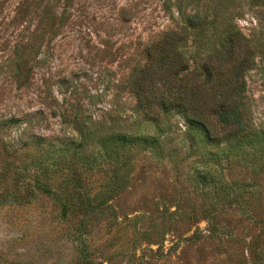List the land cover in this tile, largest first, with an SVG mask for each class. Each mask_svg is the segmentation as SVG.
Instances as JSON below:
<instances>
[{
  "label": "rangeland",
  "instance_id": "1",
  "mask_svg": "<svg viewBox=\"0 0 264 264\" xmlns=\"http://www.w3.org/2000/svg\"><path fill=\"white\" fill-rule=\"evenodd\" d=\"M51 1L65 12L62 27L51 18ZM162 3L0 0V117L40 113L29 132L76 144L82 125L162 141L153 151L127 146L118 160L92 164L72 153L51 158L54 173L33 177L46 183V193L0 205V264H264V0H196L187 8L210 18L220 12L219 34L234 26L257 45L243 97L248 139L259 143L238 156L237 146L188 133L174 110L162 118L160 134L137 106L132 89L168 95L160 80L140 74L147 45L158 42L178 63L195 57L184 40L175 48L164 39L176 28ZM156 77L172 79L163 71ZM9 161L18 166L23 158ZM28 181L32 186V177L22 180ZM80 200L92 207L63 212V203Z\"/></svg>",
  "mask_w": 264,
  "mask_h": 264
},
{
  "label": "trees",
  "instance_id": "2",
  "mask_svg": "<svg viewBox=\"0 0 264 264\" xmlns=\"http://www.w3.org/2000/svg\"><path fill=\"white\" fill-rule=\"evenodd\" d=\"M162 1L164 14L169 16L176 28L165 32L164 39H173L175 44L171 42L170 46L175 48L179 40H184L183 46L189 49V53L193 52L195 57L193 61L184 60L187 64L184 61L178 63L171 59L170 51L167 48L163 49L164 46L160 47L158 42L145 47L147 60L140 70L141 76L149 82L156 83L160 80L159 84L164 86V91L168 89L167 97H145L150 94L149 90L135 87L132 89L137 106L145 110V119L156 124L158 132L162 134L165 132L162 129L164 128L161 124L162 118L174 110L187 124L188 133L196 130L204 136L205 141L218 144L223 142L230 150L237 146L236 156L244 147L254 148V144L259 142L248 139L249 126L243 97V77L253 64L257 45L231 25L232 28L230 27L231 29L224 35L219 34L216 29L221 18L218 11L214 13L218 15L212 18L197 9L187 13V8L193 6L196 0ZM56 4V1L48 2L51 18L62 27L66 21L65 12H58ZM163 43L165 42L161 41L162 45ZM172 62H177L179 67L173 66ZM190 63L193 65L190 66ZM157 71L170 73L175 81L167 77L157 78ZM136 83L135 80L132 85L136 86ZM172 92L176 97H171ZM152 104L161 109V117L149 112ZM38 115L41 114L19 118L0 117V155L3 157L0 160V205H22L31 201L35 191L46 193L48 190L46 183L38 182L39 180L33 177L38 173L42 177L54 173L55 163L51 158L53 160H56V157L65 158L67 154L72 153L70 158L76 159L78 163L92 164L102 158L110 159L111 155L118 160L120 154L118 151L127 146L153 151L159 149L162 144L159 137L116 133L103 126L95 128L85 125L76 126L79 135L77 144L70 139L45 138L29 132L38 124ZM76 122L78 125V121ZM4 136L7 138H3ZM91 147L93 148L90 150L91 154H87L88 148ZM22 150H26L27 153L22 154ZM21 158L23 161L18 166L9 161ZM50 161L52 163L49 169ZM30 167H33L34 171L29 169ZM70 173H73V170ZM26 177H32V186L29 181L22 182ZM9 178L11 182L8 183ZM3 183L8 185L2 187ZM78 203L80 205L72 202L63 203L61 208L66 212L70 207L84 211L92 207L89 201L80 200Z\"/></svg>",
  "mask_w": 264,
  "mask_h": 264
}]
</instances>
